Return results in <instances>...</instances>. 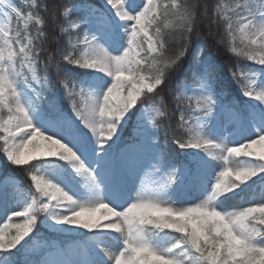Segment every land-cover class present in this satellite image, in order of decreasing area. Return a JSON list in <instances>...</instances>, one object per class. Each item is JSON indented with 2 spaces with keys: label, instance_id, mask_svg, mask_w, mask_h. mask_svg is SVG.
<instances>
[{
  "label": "snow or ice",
  "instance_id": "obj_1",
  "mask_svg": "<svg viewBox=\"0 0 264 264\" xmlns=\"http://www.w3.org/2000/svg\"><path fill=\"white\" fill-rule=\"evenodd\" d=\"M104 4L30 0L25 12L15 0H0V150L13 165L31 164L26 172L40 194L0 180V264H18L28 247L25 238L38 223L76 234L84 241L76 253L91 258H72V250L59 249L61 259L25 255L23 264H264V175L241 187L264 173V163L230 166L232 157L264 161V151H250L264 149V0H218L213 9L230 52L261 66L230 69L241 95L259 104L233 102L216 87L215 65L195 56L188 76L169 92L178 127L187 134L173 136L183 161L157 139V118L167 115L163 96L159 107L146 102L138 110L134 142L122 145L121 133L130 110L146 94L162 91L186 55V45L175 56L165 55V29L175 26L187 39L195 6L178 0ZM42 13L65 21L60 32L68 42L48 55L45 72L58 59L57 77L71 112L57 103L48 76L38 74ZM64 66L84 71L73 74ZM45 92L50 95L41 104ZM216 160L223 161V171L211 162ZM150 171L159 179L145 187ZM191 191L198 193L194 200L186 198ZM254 201L256 206H248ZM13 217L23 222L13 223ZM165 230L179 235L169 238Z\"/></svg>",
  "mask_w": 264,
  "mask_h": 264
},
{
  "label": "trees",
  "instance_id": "obj_2",
  "mask_svg": "<svg viewBox=\"0 0 264 264\" xmlns=\"http://www.w3.org/2000/svg\"><path fill=\"white\" fill-rule=\"evenodd\" d=\"M38 3H50V0H37ZM95 0H58L60 4H70V5H86L94 3ZM162 3H171V0H160ZM181 4H188L190 6H195V21L192 25V32L190 35H182L181 31L175 26H170L168 29H165V55L168 57L175 56L182 47L186 45V55L181 59L178 66L174 67L166 80V84L163 86V90L160 88L157 89L154 94H146L138 103V106L145 104H156L160 106L159 100L160 97H165L167 102L166 112L167 115L164 118L158 119L159 131V144L166 146V150L170 153L177 161H183L185 157L183 155H178L181 150L173 142V136L179 135L181 139H187L186 130H181L178 127L179 124V113L174 112L173 105L171 104V97L169 92L172 91L173 86L175 85L178 78L183 79L188 76L191 71L193 64V57L195 54L201 50L203 52V58L208 59L215 65V83L217 89H222L230 99L237 97L238 83L234 80L231 68L236 66H245L248 62L243 57H237L234 53H231L229 48V41L225 33L223 21H218L214 14V7L218 3V0H178ZM225 4H230L232 0H222ZM15 3L21 6L25 12L29 9L27 7L30 4V0H15ZM43 14V13H42ZM45 15L46 24L44 27L45 35L43 37L37 38L38 46L42 44L43 50L41 51L40 63L38 68L42 73L45 70V64L47 62L48 55L50 53L56 52L58 48H63L68 42V36L60 32L61 26L65 25L63 18L57 14V17L53 19L47 14ZM77 17L72 16V19L75 20ZM30 31L33 37L36 36V27L31 26ZM75 37H73L74 39ZM58 59L53 60L48 66L46 73L52 78L55 82V87L58 91H63L62 86L59 82L56 72V63ZM68 67V70L73 74H79L84 70ZM189 82L191 79L189 77ZM168 128L167 132L164 131L165 128ZM130 128L126 129L124 135L130 134ZM131 135V134H130ZM126 137V136H125ZM125 137H122L121 144H126ZM2 144V141H0ZM188 152H193V149H187ZM0 159H1V168H0V177H12L17 178L20 181V186L22 189L31 192L32 195L39 197V193L35 191V188L30 179V175L26 172L27 168L31 167V164L25 166H16L9 162L6 158V155L0 150ZM32 163H37L33 161ZM30 199V197H29ZM42 220L43 217L41 216ZM37 237L38 239H57L62 244L66 242L75 240V236H65L63 234L50 232L42 224L38 223L34 228L33 233H31L29 241L32 242V239ZM27 258L30 260H39L37 256L31 255ZM25 259V253H22L17 257L18 264H23Z\"/></svg>",
  "mask_w": 264,
  "mask_h": 264
},
{
  "label": "rangeland",
  "instance_id": "obj_3",
  "mask_svg": "<svg viewBox=\"0 0 264 264\" xmlns=\"http://www.w3.org/2000/svg\"><path fill=\"white\" fill-rule=\"evenodd\" d=\"M99 2L101 3L102 6H94V7H97V8H104L105 7V4H104V0H99ZM110 7V6H108ZM196 58L197 59H200L201 58V52H199L197 55H196ZM249 64L252 65L251 67H255V68H259L261 67L260 65H256L254 64V62H251L249 61ZM26 71V70H25ZM38 74L41 76V78L43 79V75H41V72H38ZM49 78V77H48ZM50 80V78H49ZM51 91L55 92L56 93V101L58 104H60L64 109L65 111L67 112H71V107H70V103L68 101V99L66 97H62V95L60 93H58L57 91H55V89L53 88V86L50 84L49 85ZM49 95L50 93L48 94H45V96L41 99V104H44L46 103L47 99L49 98ZM243 97V96H242ZM244 101L242 102V104L244 105H247V104H259V101H255L254 99H250L248 97H243ZM68 102L69 104L66 105L65 102ZM136 107V106H135ZM135 107L133 109L130 110V113L129 115H132L134 114L135 112ZM152 115L154 116V113H152ZM136 119H138V115L136 117ZM130 121V120H129ZM145 123L148 124V127H152V125L150 123H148V114H146V119H145ZM127 125H125L126 127ZM124 127V128H125ZM235 125H232L231 126V130L232 131H235ZM124 130V129H123ZM224 135L225 137L229 136V131H225L224 132ZM134 142V141H132ZM245 142H248V141H245ZM194 151H198L196 149H194ZM250 151H254V152H261V151H264V149L261 148V146H256L255 148L253 149H250ZM207 158V157H206ZM149 157H145L143 159V161L141 162V166L142 167H147L148 164H149ZM231 159V165L232 167H235L238 165V163H241L243 161H248L250 163H253V164H256V163H264V161H259L258 159H256V157H232L230 158ZM213 164H215L217 166V169L218 171H223V161L221 160H216V161H211ZM62 164H65L66 162H60ZM259 175H264V173L262 174H258L257 176H254L252 177L251 179L247 180L245 182V184H242L241 187H247V185L251 184L253 180H258L259 179ZM156 179H159V176L158 174H156L155 172H147L144 176V180H143V186L147 187L151 184V182L153 180H156ZM232 180H234V177L230 178ZM8 182L10 184V187L12 188H15V187H19V182L17 180H12V179H8ZM129 189H131L133 187V184L132 182H129V185H128ZM136 187L139 189L141 187V184L140 182H136ZM20 188V187H19ZM235 191H239V189H236ZM198 195L197 192L195 191H191V192H188L186 194V198L188 200H194L196 198V196ZM229 195H231V193H229ZM234 203H240V201H236ZM248 206H256L255 205V201L252 202L251 204H249ZM103 211V210H101ZM99 215V213L97 214ZM4 222H8L7 220H5ZM12 222L13 223H22L23 222V218L22 217H13L12 218ZM2 226V225H0ZM47 227V226H46ZM49 229V228H48ZM51 231H53L52 229H49ZM167 231V230H165ZM55 232V231H54ZM14 234V233H13ZM164 234V233H163ZM29 237H26L25 240L27 241ZM171 238V237H169ZM166 243L169 242V241H165ZM22 244H24L25 242L22 241L21 242ZM79 245H83V244H79ZM49 246L52 248L50 250H47L49 248ZM49 246L45 243H40L38 244L35 248H38L40 253H42L43 250H47L46 253L44 254V258H49V259H61L63 258L62 256H58L57 255V251L60 249L59 246L55 243V242H52L49 244ZM18 248L20 247L19 245L17 246ZM32 248L30 246L27 247V250L26 251H31ZM67 250H72L74 253H76V246L75 245H71L68 247ZM15 251V249L13 250ZM72 258H76V259H81V260H86V259H90L91 256L90 254H87L85 251H81L79 253H76L72 256Z\"/></svg>",
  "mask_w": 264,
  "mask_h": 264
}]
</instances>
